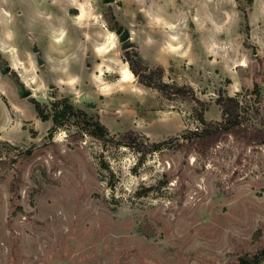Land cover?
I'll list each match as a JSON object with an SVG mask.
<instances>
[{
  "label": "rangeland",
  "instance_id": "obj_1",
  "mask_svg": "<svg viewBox=\"0 0 264 264\" xmlns=\"http://www.w3.org/2000/svg\"><path fill=\"white\" fill-rule=\"evenodd\" d=\"M127 53L206 121L224 93L264 129V0H0V264H264V145L188 150L199 105ZM63 100L106 139L33 107Z\"/></svg>",
  "mask_w": 264,
  "mask_h": 264
},
{
  "label": "trees",
  "instance_id": "obj_2",
  "mask_svg": "<svg viewBox=\"0 0 264 264\" xmlns=\"http://www.w3.org/2000/svg\"><path fill=\"white\" fill-rule=\"evenodd\" d=\"M126 60L131 72L137 80L146 87H151L159 91L165 98L171 96H179L188 98L199 105L200 110L194 109L196 120L200 127L186 132L183 139L186 141L185 147L194 150L200 154H204L210 147L214 146L224 134L232 135L237 139H242L245 143H257L264 145V129L250 128L242 123L239 116V101L235 97L226 96L224 93L219 94L215 100L220 110L219 121H206L204 118L203 105L196 99L193 92L189 88L183 86H175L162 82L163 70L160 67L145 68L140 59H135L126 54ZM61 103H63L61 105ZM37 116L42 121L51 120L54 125H61L65 120L75 119L74 125L90 136L103 140L106 139V132L102 125L98 122L91 121L82 111L75 109L67 101H56L51 104L52 113L47 114L42 111L40 105L33 103ZM202 109V110H201ZM44 112V113H43ZM120 143L124 146L131 147L138 151L141 155L157 149L159 144L146 145L143 144L138 134L126 131L120 135ZM254 260L264 261V249L254 255ZM243 264L242 259H238Z\"/></svg>",
  "mask_w": 264,
  "mask_h": 264
},
{
  "label": "water",
  "instance_id": "obj_3",
  "mask_svg": "<svg viewBox=\"0 0 264 264\" xmlns=\"http://www.w3.org/2000/svg\"><path fill=\"white\" fill-rule=\"evenodd\" d=\"M111 0H103L104 3H109Z\"/></svg>",
  "mask_w": 264,
  "mask_h": 264
}]
</instances>
